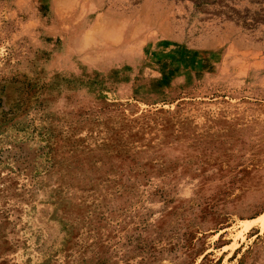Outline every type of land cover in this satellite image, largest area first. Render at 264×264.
Here are the masks:
<instances>
[{"label": "rangeland", "instance_id": "rangeland-1", "mask_svg": "<svg viewBox=\"0 0 264 264\" xmlns=\"http://www.w3.org/2000/svg\"><path fill=\"white\" fill-rule=\"evenodd\" d=\"M0 264H264V0H0Z\"/></svg>", "mask_w": 264, "mask_h": 264}]
</instances>
